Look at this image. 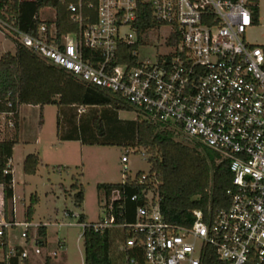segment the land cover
Returning a JSON list of instances; mask_svg holds the SVG:
<instances>
[{
	"label": "built area",
	"instance_id": "1",
	"mask_svg": "<svg viewBox=\"0 0 264 264\" xmlns=\"http://www.w3.org/2000/svg\"><path fill=\"white\" fill-rule=\"evenodd\" d=\"M258 4L259 0H97L92 16L79 0L69 6L78 30L60 38L54 22L48 25L41 11L34 19L44 23L34 34L20 30L14 18H0L4 35L49 65L119 97L142 121L173 132L177 140L208 148L217 164H230L229 205L195 211L192 226L175 227L161 212L159 180L151 168L131 174L127 165L132 152L127 150L121 157L122 184L130 180L140 188L129 197L135 203L134 220L118 223L108 214L115 200L126 199L123 190L105 199L104 216L98 221L78 223L83 240L87 230L117 234L112 241L115 264H204L205 257L215 264H264V46L245 39ZM144 7L155 25L140 30ZM163 28L169 31L162 54L141 61L140 49L151 48L146 35ZM124 46L133 47L128 55L135 63L119 62ZM86 50L92 52L87 59ZM84 111L80 107L77 112ZM15 115L0 112V133L14 130ZM10 203L12 209L6 208L2 194L0 262L37 264L46 247L38 231L46 226L27 218L18 222L14 198ZM118 213L123 216L122 204ZM73 216L78 219V214Z\"/></svg>",
	"mask_w": 264,
	"mask_h": 264
},
{
	"label": "trees",
	"instance_id": "2",
	"mask_svg": "<svg viewBox=\"0 0 264 264\" xmlns=\"http://www.w3.org/2000/svg\"><path fill=\"white\" fill-rule=\"evenodd\" d=\"M79 0H0V18L15 19V25L23 32L34 34L38 27L44 23L34 19L44 8H51L56 13L54 24L58 37L78 30L77 25L70 19L69 6L77 4ZM85 12L95 15L97 0H82ZM94 8H88V4ZM144 14H140L138 27L146 30L155 25L151 21L150 11L144 7ZM259 4L255 8L254 25L259 24ZM48 25L51 22L45 21ZM177 42V40H176ZM15 53H6L0 58V112H16L14 134L10 138L0 140V187L5 206L14 198L13 167L10 165L14 148L18 143L19 109L28 106H58L75 107L76 111L83 107L108 109L114 113L118 111H134V109L119 97L114 96L100 88L93 87L75 79L63 69L49 65L24 46L15 42ZM120 63H135V58L128 53L132 46L122 47ZM92 52L86 50L85 58H90ZM12 103V107L8 106ZM78 114V112H77ZM94 133L98 135L96 142L83 140L84 144L116 145L105 140L106 134H113L112 124L102 117L94 118ZM133 142L123 146L126 149H143L149 155L151 174H155L160 182V207L164 219L175 227H190L195 221L194 212H207L225 208L229 205L227 191L233 186V174L229 162L217 164L216 155L206 147L189 145L178 141L173 132L162 129L160 126L142 121L139 117L135 123ZM120 145V144H119ZM41 164L39 154H28L23 163L26 175H35ZM140 175V172H139ZM138 175V176H139ZM99 192L110 198L113 192L126 190V199L115 200L113 214L118 223L132 222L134 220L135 203L129 197L140 188L129 180L126 186L119 184H99ZM70 192L73 193L76 207L84 202L85 189L76 178L73 180ZM124 197V196H123ZM38 197L32 196L26 211V218L33 220L35 205ZM124 206L123 216L118 213L119 205ZM71 216L74 213L69 212ZM68 215V214H67ZM69 215V216H70ZM78 223L86 222V216L78 214ZM42 238V246L47 245V229L40 227L38 231ZM112 236L109 233L99 234L92 231L84 233V263L85 264H115L112 253ZM211 259V258H210ZM211 261V260H210ZM208 258L203 259L204 264H215ZM47 257L45 264H50ZM0 264H18L17 259ZM217 264V263H216Z\"/></svg>",
	"mask_w": 264,
	"mask_h": 264
},
{
	"label": "rangeland",
	"instance_id": "3",
	"mask_svg": "<svg viewBox=\"0 0 264 264\" xmlns=\"http://www.w3.org/2000/svg\"><path fill=\"white\" fill-rule=\"evenodd\" d=\"M47 10L49 9L41 10V16L44 20H52L55 12L53 9ZM259 11V24L246 31L245 39L249 44L264 46V0H259ZM168 31V28H163L160 32L146 35L145 42L151 48L144 47L140 49L139 59L141 61L162 54L163 48L161 45ZM14 52L15 42L0 31V58L6 53ZM57 110V106L53 105L46 106L44 112L39 107H22V116L25 118L22 120V126L18 132V143L14 148L11 160L15 216L18 222L24 221L31 197L37 196L38 204L34 207L35 213L32 221L34 224L45 225L47 229V245L43 251L42 259L35 260L37 264H45L47 257L51 258L50 264H85L84 240L81 237L83 229L78 225L77 218L71 216L69 212L75 215L84 214L89 223L96 222L104 216L103 204L106 197L97 189V182L94 178L95 172L92 170V166H99L103 162L106 179L99 181L111 184L122 183L125 168L121 164V157L127 149L108 147L105 154L94 156L91 161L87 160L85 162L87 171H85L84 177L81 176L85 197L81 207H76L70 188L73 184L72 176L80 178L83 164H70L71 170L59 171L43 163L39 166L35 175H26L23 170L26 155L43 151L47 144L51 143L52 135L57 134ZM128 115L131 118L135 117L133 112ZM13 134V129H7L6 132L0 133V140L10 138ZM178 140L186 142L183 138H178ZM74 150L77 151V149ZM130 151L132 153H129L128 171L131 174L139 171L148 172L151 168L148 161L149 155L143 149L133 148ZM90 170L92 171L90 172ZM9 208L12 209V203L9 204ZM111 236L112 241H116L114 239L117 234L112 233ZM60 244H62V247ZM54 253L57 255H54Z\"/></svg>",
	"mask_w": 264,
	"mask_h": 264
},
{
	"label": "crops",
	"instance_id": "4",
	"mask_svg": "<svg viewBox=\"0 0 264 264\" xmlns=\"http://www.w3.org/2000/svg\"><path fill=\"white\" fill-rule=\"evenodd\" d=\"M48 9L51 10V8ZM55 18L56 13L53 15L52 20L47 21L53 23L55 21ZM25 106L34 108L39 107L42 112H44V109L46 107L28 105L21 106L19 109V131L22 126V120H24L25 118L24 116H22V107ZM57 108V134L52 135L51 143L47 144V147L43 151L31 154H39L41 164L46 163L48 167H53V169H57L59 171L71 170L72 168L70 167V164H83V170L80 174V178H77L74 175L72 176V180L76 178L80 184H82L81 176L84 177L85 171H87L85 166V162L87 160L91 161L94 156L96 157L105 154L108 147H122L126 149V147H124L123 145L133 142L134 140L135 134H131V132L134 131L135 123L138 120V116L134 111H118L117 113H114L108 109L92 107L86 108V112L84 114H77L75 107L57 106ZM132 112L135 114L134 118H131L128 115ZM96 117L107 119V121L109 120V123L112 124L113 129L111 130V132L113 134H106L105 140H107L108 142H113L116 145H92L83 143V140L96 142L98 135L94 133L92 126L94 118ZM130 148L133 149V147ZM74 149H77L78 152ZM103 169V162L99 166H92V170H94L95 172L94 178L95 182H97V185L111 184L99 181L106 179ZM92 170H90V172Z\"/></svg>",
	"mask_w": 264,
	"mask_h": 264
}]
</instances>
